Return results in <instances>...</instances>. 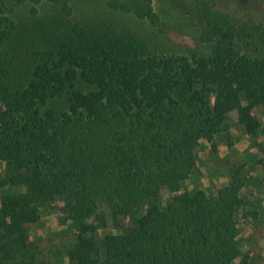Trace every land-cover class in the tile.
<instances>
[{
  "label": "trees",
  "instance_id": "1",
  "mask_svg": "<svg viewBox=\"0 0 264 264\" xmlns=\"http://www.w3.org/2000/svg\"><path fill=\"white\" fill-rule=\"evenodd\" d=\"M69 1L0 0V264H40L25 224L53 204L75 228L69 264H250L238 239L242 165L215 192L184 186L201 140L230 143L233 112L248 136L261 130L264 59L242 51L250 24L194 0L185 13L205 45L165 54L75 21ZM109 5L156 22L151 0Z\"/></svg>",
  "mask_w": 264,
  "mask_h": 264
},
{
  "label": "rangeland",
  "instance_id": "2",
  "mask_svg": "<svg viewBox=\"0 0 264 264\" xmlns=\"http://www.w3.org/2000/svg\"><path fill=\"white\" fill-rule=\"evenodd\" d=\"M6 1V0H5ZM194 0H151L157 15L152 23L139 18L131 12L113 9L110 0H70L72 18L84 24L97 25L109 23L118 33H129L145 41L159 53L182 54L192 49L202 48L205 44L199 39L197 24L186 10ZM216 11L229 14L240 23L250 24L253 35L244 38L242 51L264 59V0H206ZM25 7H17L23 13ZM40 12L51 6H39ZM261 24L263 29L255 30L251 25ZM253 115L261 122L259 134L250 137L237 125L236 114L231 115L230 143L222 137L214 142L201 140L196 148V167L184 186L189 192L203 189L215 192L228 183L234 170L242 165L240 173L244 177L242 190L247 199L243 212L237 214L239 243L250 264H264V107H255ZM263 148L256 152L253 144ZM253 157L263 160L254 161ZM260 156V157H259ZM4 189L0 188V196ZM169 193L162 192L159 204H164ZM148 205L138 207L137 215L142 214ZM60 204L44 206L40 218L25 224L26 236L40 251V264H69L66 246H73L74 229L70 220H64ZM135 215L119 218L115 225L108 224L99 228L97 240L105 234L119 233L134 221Z\"/></svg>",
  "mask_w": 264,
  "mask_h": 264
}]
</instances>
